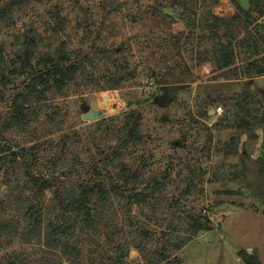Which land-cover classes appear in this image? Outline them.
Returning a JSON list of instances; mask_svg holds the SVG:
<instances>
[{
  "label": "rangeland",
  "instance_id": "374dc122",
  "mask_svg": "<svg viewBox=\"0 0 264 264\" xmlns=\"http://www.w3.org/2000/svg\"><path fill=\"white\" fill-rule=\"evenodd\" d=\"M112 1L120 5L112 6ZM207 1L214 14L226 19L242 17L236 2L244 9L250 7L249 0ZM198 2L199 15L191 13L185 20L182 7H172L168 0H163V7L160 0H30L18 16L17 25L1 31L0 47L8 58L17 33L31 24L40 32H50L58 26L55 30L61 32L60 39L71 37L76 43L82 32H104L103 43L122 48L131 61L130 83L114 90L81 87L68 92L67 97L58 100L60 106L56 110L64 117L63 131L51 136L40 132L43 136L32 137V142H66V136L78 134L85 142L95 144L103 135L97 126L101 121L106 119L103 125L120 126L129 109L142 112L143 141L131 150L126 161L135 164L144 156L148 162L147 180L158 177L167 187L161 193L168 196L169 202L187 189L189 193L182 197L181 210L168 212L164 207L157 210L156 216L151 215L149 207L133 206L132 223L148 222L158 236L166 234L162 244L177 238L189 239L178 251L169 245L171 258L180 259L182 264H264V74H256L253 67V63L261 62L264 46L259 55L254 54L248 45L241 44L247 35H240L235 42L238 77L228 79L225 71L216 69L215 62L198 58V38L208 39L211 32L198 27L197 18L205 1ZM156 7L162 14L152 13ZM257 19L251 25L252 32L264 36V16ZM95 36L96 33L90 37L89 46L94 44ZM21 79L4 89L7 104L23 90ZM238 93L250 97V104L242 115L245 121L229 126L225 115L231 108L230 97ZM6 110L0 108V116ZM89 110L99 115L106 112L107 116L84 119ZM210 110L214 112L210 114ZM40 122L46 133L50 127L47 116H42ZM255 138L258 142L250 145L254 150L248 154L245 143ZM232 141L238 143V151L228 154ZM38 158L41 163L46 161ZM0 186L3 196L6 186L1 181ZM151 187L148 184L143 188L150 192ZM50 197L51 192L47 195ZM189 212L210 224L192 232L183 219ZM128 219L125 215L119 221L122 236L135 228L126 222ZM106 244L101 233L90 241L86 239L82 246L87 249L81 262L88 264L91 258H96L95 264L106 262ZM154 246L149 244L153 250ZM46 251L40 242L17 240L0 249V262L21 255L26 264H40L48 258ZM56 257L59 264H72ZM121 263L148 264L133 248Z\"/></svg>",
  "mask_w": 264,
  "mask_h": 264
},
{
  "label": "trees",
  "instance_id": "16d2710c",
  "mask_svg": "<svg viewBox=\"0 0 264 264\" xmlns=\"http://www.w3.org/2000/svg\"><path fill=\"white\" fill-rule=\"evenodd\" d=\"M204 1L202 14L197 18L198 27L209 28L211 32L208 39L198 38V58L215 62L216 69L225 71L228 79L237 78V38L245 33L247 38L241 44L248 45L257 55L264 46V36L251 29L255 19L264 16V0H249V9L236 2L242 17L231 19L214 14L210 2ZM29 2L0 0V34L17 25L18 16ZM168 2L172 7H182L181 15L185 20L191 13L199 15L198 0ZM162 3L160 0V7ZM110 5L120 4L112 1ZM152 13L162 14L157 7ZM57 27L49 28L50 32H40L35 25H27L17 33L8 58L0 47V108L7 109L0 116V181L6 186L4 195L0 194V249L17 240L37 241L48 254L40 264H59L57 255L61 261L84 264L81 258L87 248L82 244L101 233L108 249L104 254L108 260L103 264H122L131 248L138 250L148 264H182L180 259L171 258L169 245L178 251L189 239L177 238L162 244L161 239L166 234L158 236L148 222L132 223L133 206L149 207L151 215L156 216L157 210L164 207L168 212L181 210L182 197L189 193L187 189L169 202L168 196L162 194L167 187L161 180L156 176L147 180L148 162L144 156L135 164L126 161L131 150L143 141L142 112L129 109L120 126L103 125L106 119L101 121L97 126L103 135L95 144L85 142L78 134L66 136L71 142H32L43 135L63 131L64 117L56 110L60 106L58 100L67 97L68 92L81 87L99 91L120 89L131 79V61L122 48H110L103 43L104 32H82L80 42L76 43L71 37L60 39ZM94 33V44L89 46ZM260 55L261 62L253 63L258 75L264 74V54ZM18 78H23L20 82L23 90L7 104L4 89ZM229 103L231 108L225 115L227 125L242 124L250 97L238 93L230 97ZM42 116H47L50 124L46 133L40 122ZM228 145V154L237 153V142ZM87 153L86 158L83 157ZM38 157L46 161L42 164ZM148 184L152 186L150 192L143 188ZM49 192L51 197L47 198ZM125 215L129 216L126 222L135 228L122 236L119 221ZM183 219L194 233L210 224L190 212ZM151 243L155 244V250L149 247ZM95 263L96 258H91L88 264ZM0 264L26 263L23 256L13 255Z\"/></svg>",
  "mask_w": 264,
  "mask_h": 264
},
{
  "label": "water",
  "instance_id": "95a60500",
  "mask_svg": "<svg viewBox=\"0 0 264 264\" xmlns=\"http://www.w3.org/2000/svg\"><path fill=\"white\" fill-rule=\"evenodd\" d=\"M214 112V110H210L209 113L212 114ZM107 116V113H103L102 115L97 114L96 112H94V110H89L86 114L83 115L84 119H90V120H98L101 119L103 117ZM258 142V138H255L253 140H250L248 142L245 143V150L248 154H252L253 150H254V146H250V145H255Z\"/></svg>",
  "mask_w": 264,
  "mask_h": 264
}]
</instances>
